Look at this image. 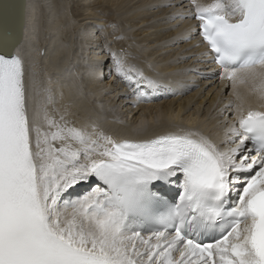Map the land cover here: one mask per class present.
<instances>
[{
    "label": "snow or ice",
    "instance_id": "1",
    "mask_svg": "<svg viewBox=\"0 0 264 264\" xmlns=\"http://www.w3.org/2000/svg\"><path fill=\"white\" fill-rule=\"evenodd\" d=\"M24 15L23 0H0V264H264V110L237 95L219 141L181 125L122 140L77 128L51 115V89L35 99ZM187 18L198 24L172 41L195 39L197 64L216 66L188 71L250 82L264 102V0H190L168 17ZM107 50L131 95L163 87Z\"/></svg>",
    "mask_w": 264,
    "mask_h": 264
},
{
    "label": "bare ground",
    "instance_id": "2",
    "mask_svg": "<svg viewBox=\"0 0 264 264\" xmlns=\"http://www.w3.org/2000/svg\"><path fill=\"white\" fill-rule=\"evenodd\" d=\"M155 1L161 2H157L155 5ZM165 1L26 0L21 49L32 73L33 94L35 95L39 89L49 88L52 82L57 83L53 89L54 96L48 103L51 115L59 120L61 114H66L72 126L77 128L86 126L91 130L92 126L95 125L96 128H99L98 130H103L116 139L131 136H152L160 131L176 130L175 126L181 125L189 128L198 127L197 129L211 136L214 140H221L223 137H218V133L213 131H218L219 128H225V126H221V122L216 119L210 122L214 124L211 125L204 121L203 117L205 116L199 115L198 117V113H195L199 110L202 102L194 103L196 105V111L193 110L194 113L192 111L187 113V108L198 91L194 90L193 93L189 94L191 90H188V85H191L192 82L184 80L190 76L184 73L172 76L175 72L183 69L182 65L187 64L182 63L180 65V59L185 56L184 52H181L179 57L175 59L178 62H172L170 59L178 54L179 49L182 50L192 45L193 42L189 44L182 42L179 45V43L172 41L171 38L177 33L186 32V27L171 29L173 28L171 24L175 20H169L168 16L173 13L174 9L169 10V7H161L160 5L165 4ZM70 2L75 19L69 12ZM201 3L207 4L205 1ZM153 5L155 6L153 7ZM115 13L120 14V24L125 33L128 30V35L133 34L131 39L137 40L138 44L152 48L151 53L145 56V62L150 61L153 56L159 61L163 59L168 61L160 73L166 76L167 81H169L168 79L171 81L170 84H167V89L165 88L169 93L167 98L160 102L142 104L136 107L137 112L130 113L131 108L128 105H123V97H120L119 93L115 94L117 88H113L115 84L110 81L100 82L101 85L97 86L99 81L96 78H90L87 80L91 85L87 95L78 99L79 92L76 91L75 75L81 67L93 72L98 63L97 66L102 69V74L103 70H108L110 58L104 50V47L108 48V42L106 37L103 41L104 31L101 30V26L97 25V22L107 23V21H111L113 18L111 15ZM108 14L110 15L107 16ZM110 27H112L111 23L105 26L106 30H109ZM136 27L139 28L134 32ZM68 31L71 34H75V31L80 32V46L76 49L74 47L72 49L71 42L75 43V39H78L77 36L73 40L70 37L69 42L65 41V37H63V35H67ZM114 33H117V29L107 37H112ZM114 44L115 47H119L118 43L115 42ZM122 49L124 50L123 53H121ZM71 50L74 52L71 53ZM199 51L201 49L197 48L185 53H198ZM128 52L129 50L125 49L124 45H121L120 50L117 51L118 54L125 56L126 63L130 62V58L136 62L137 58L134 57L137 55L131 53L132 57H128ZM84 62L87 63L86 66H82ZM78 64L79 66H77ZM150 74L154 73L151 72ZM81 75L86 79L88 78L86 72H82ZM103 80H105L104 77ZM177 80L181 85L178 84ZM218 80L221 88H224L226 82L228 83H226L227 87L225 88H230L229 95L232 94L231 101L234 105L241 103L240 100L236 99V96L239 95L245 109L251 106L258 110H264V102L258 100L251 91L253 85L250 82L238 83L233 89L228 80L220 78ZM109 85L110 90L107 89L105 94L111 93V95L105 97L104 94V97L101 98L100 94ZM35 99L39 100L40 96L35 95ZM210 101L209 110L214 99ZM173 104H177L176 107L173 108ZM112 105L115 106V109L111 107ZM230 112H234V107Z\"/></svg>",
    "mask_w": 264,
    "mask_h": 264
},
{
    "label": "rangeland",
    "instance_id": "3",
    "mask_svg": "<svg viewBox=\"0 0 264 264\" xmlns=\"http://www.w3.org/2000/svg\"><path fill=\"white\" fill-rule=\"evenodd\" d=\"M157 2H161V1H155L154 3L156 4ZM154 7V6H153ZM150 8H152V7H150ZM171 8H169V10H170ZM175 11V10H174ZM174 11H173V13H174ZM69 12L72 14L71 16H73L74 18L73 19H75V16L73 15V9H72V4H71V2H70V6H69ZM110 14H108L107 16H109ZM111 16H113V18L111 19V21H107V23H104L103 21H98L97 22V25L100 27V26H103V28L101 27V30L102 31H104V34L102 35V37H103V41H104V38L106 37V39H107V42H108V45H113V46H115V42L116 43H118L119 44V47H116V50L117 49H120V47H121V45H124L125 46V48L126 49H128L129 50V52L130 53H134V54H136L137 55V63L139 64V65H141L142 66V68L147 72V75H151V76H154V72H152V73H154V74H150L151 73V71H152V68H154L155 70H157L158 71V73H161V71L164 69V65H165V63L166 62H168V61H166V59H163L162 61H159L158 59H155V57L153 56V58L150 60V61H148V62H145L144 60H145V56L147 55V54H149V53H151V51H152V48H149V47H145L144 46V44H138L136 41H134L135 39H131V36L133 35L132 33L130 34V35H128V30L126 31V33H125V31H124V29H123V27H122V25L120 24V19H119V16H120V14L119 13H115L114 15H111ZM109 23H111L112 24V27H110V29L109 30H106V28H105V26H108L109 25ZM176 24H178V26L179 27H174ZM113 25L115 26V27H113ZM172 26L171 27H173V28H171V29H174V28H180L181 29V27H186V31L187 30H189V29H191V23H190V21H188L187 19H185V20H181V21H175V22H173L172 24H171ZM174 25V26H173ZM139 27H136V28H134V32L138 29ZM117 29V33H114L113 35H112V37H107V36H110L111 34H112V32H114L115 30ZM96 30V29H95ZM175 30V29H174ZM111 32V33H110ZM120 34H121V37H119L120 36ZM78 37V39L76 40L75 39V43H73V42H71L72 44V49H73V47L76 49L77 47H79L80 46V42H79V40H80V32H77V31H75V34H71L69 31L67 32V35H63V37H65V41H67V42H69V39H70V37H71V40H73L74 39V37ZM114 36H118L117 37V40H114ZM101 37V38H102ZM141 37V36H140ZM120 38V39H119ZM116 39V38H115ZM76 42H78V43H76ZM111 42V43H110ZM107 45V44H106ZM142 46H144V47H142ZM105 48V47H104ZM113 50L115 49L114 47L112 48ZM143 50H145V52H143ZM182 50H185V48H183ZM182 50L181 49H179V52H178V54L174 57V58H172V59H170V61H173V59H176L177 57H179V54L182 52ZM195 50V49H194ZM74 51L73 50H71V53H73ZM191 53H193V52H191ZM191 53H188V54H191ZM76 54V53H75ZM184 54H185V56L187 55L185 52H184ZM131 55V54H130ZM99 56H100V53H99ZM131 57H132V55H131ZM132 62H134V60H132ZM175 62H177V60H175ZM86 64L87 63H85L84 62V64L82 65V66H86ZM180 65H182V64H180ZM77 66H79V64L77 65ZM183 69H186V68H188V65H182L181 66ZM82 68V67H81ZM80 68V70H77V75H75L76 76V87H77V89H76V91L77 92H79V95H78V99L79 98H81L82 96H84V95H87V93L89 92V86H91V85H89V81H87L88 79H90V78H95V76H92V75H90V73H92L91 71H87L86 70V68H82L81 69ZM44 72V71H43ZM82 72H86L87 73V76H88V78L86 79L85 77H83L82 75H81V73ZM163 75V74H162ZM163 76H165V75H163ZM46 77V76H45ZM56 77H58V75H56ZM47 78V77H46ZM219 84H220V82H219ZM219 84L217 85V82H215V85L213 86V89L212 88H209L208 90H207V92L205 93V94H202L200 91L202 90V88L204 87V86H199L198 88H194L192 91L194 92V90L196 91V90H198L197 91V93H196V96H194V98L192 99V101H191V103H190V105H189V107L187 108V113L189 114V112L190 111H192L193 113L196 111V105H194V103L195 104H197V103H199V102H202V104L205 102V107H203L202 106V104L200 105V108H199V110L197 111V112H195V113H198V117H199V115L202 117V116H205V117H203L204 118V121L205 122H207V123H209V124H211L210 122L212 121V120H214V119H216V120H219L220 122H221V126L223 125V122H224V119H225V117H226V114L225 115H221L220 114V112H221V110L222 109H224V104H226L227 103V101L226 102H223V100H222V98H220L219 97V91H218V89H219ZM228 84V83H227ZM101 85V83L99 82L98 84H97V86H100ZM57 86V83H51V86L49 87L50 89H51V92H50V96H51V98L54 96V92H53V89L55 88ZM189 86V85H188ZM216 86H218V88H216ZM192 87V86H191ZM221 88V87H220ZM107 89H109L108 87L107 88H105L104 90H103V92L100 94V97L101 98H103L104 97V94L106 93V91H107ZM116 89V88H115ZM214 89H216L215 90V92L212 94V90H214ZM223 89V88H222ZM226 89V88H225ZM229 89V92H230V88H228ZM193 92H190V93H193ZM199 92H200V94H199ZM116 93H119V91H117L116 90V92H115V94ZM216 93V94H215ZM210 94V95H209ZM111 95V93L110 94H105V97L106 96H110ZM209 95V96H208ZM211 99H214V101L211 103V108H210V110H209V106H210V100ZM229 101H231V98H230V100ZM222 103V104H221ZM176 105L177 104H173V108L174 107H176ZM193 106V107H192ZM112 108H114L115 109V106H111ZM193 110H195V111H193ZM124 111V110H123ZM228 111H230V110H228ZM192 114V113H191ZM201 122H203V121H201ZM200 122V123H201ZM204 122V123H205ZM179 124H181V122H179ZM211 125H214V124H211ZM83 128H87V129H89V127H86V126H84ZM97 129H99V128H97ZM90 130V129H89ZM91 131V130H90ZM223 131H224V129H222V128H219V130L217 131H213V132H215V133H218V137H223Z\"/></svg>",
    "mask_w": 264,
    "mask_h": 264
},
{
    "label": "water",
    "instance_id": "4",
    "mask_svg": "<svg viewBox=\"0 0 264 264\" xmlns=\"http://www.w3.org/2000/svg\"><path fill=\"white\" fill-rule=\"evenodd\" d=\"M25 1H26V0H23L24 5H25Z\"/></svg>",
    "mask_w": 264,
    "mask_h": 264
}]
</instances>
